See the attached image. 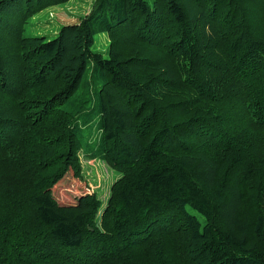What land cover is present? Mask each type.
Listing matches in <instances>:
<instances>
[{
    "label": "trees",
    "instance_id": "16d2710c",
    "mask_svg": "<svg viewBox=\"0 0 264 264\" xmlns=\"http://www.w3.org/2000/svg\"><path fill=\"white\" fill-rule=\"evenodd\" d=\"M70 1L0 0V264H264V0Z\"/></svg>",
    "mask_w": 264,
    "mask_h": 264
},
{
    "label": "rangeland",
    "instance_id": "374dc122",
    "mask_svg": "<svg viewBox=\"0 0 264 264\" xmlns=\"http://www.w3.org/2000/svg\"><path fill=\"white\" fill-rule=\"evenodd\" d=\"M92 2L93 0H71L65 5L48 8L29 21L25 33L30 36H45L47 39H52L62 26L77 23L78 18L89 11ZM108 45V38L101 34L97 36L94 48L105 51ZM82 166L83 178L76 181L66 177L67 180L57 187L56 196L64 202L75 201L79 198H85L87 202L90 196L95 194L106 205L111 185L115 178L119 177V173L107 163L88 160L84 157Z\"/></svg>",
    "mask_w": 264,
    "mask_h": 264
}]
</instances>
